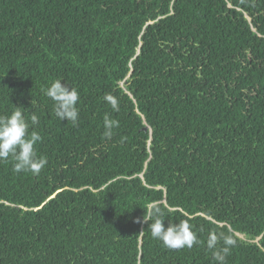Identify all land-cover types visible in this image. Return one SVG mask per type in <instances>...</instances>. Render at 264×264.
<instances>
[{
  "label": "trees",
  "instance_id": "16d2710c",
  "mask_svg": "<svg viewBox=\"0 0 264 264\" xmlns=\"http://www.w3.org/2000/svg\"><path fill=\"white\" fill-rule=\"evenodd\" d=\"M16 107L47 164L0 161V264H218L210 232L236 241L226 264H264V0H0V116ZM152 202L201 243L153 239L134 222Z\"/></svg>",
  "mask_w": 264,
  "mask_h": 264
},
{
  "label": "clouds",
  "instance_id": "9594fccd",
  "mask_svg": "<svg viewBox=\"0 0 264 264\" xmlns=\"http://www.w3.org/2000/svg\"><path fill=\"white\" fill-rule=\"evenodd\" d=\"M44 94L53 101L56 118L77 126L80 95L75 87H70L62 80L56 79L44 90ZM104 100L110 104L113 111H119V102L116 97L106 94ZM38 123L39 118L35 114L31 115L29 122L21 107H16L9 115L0 116V161L11 159L12 170L17 174L30 172L38 176L47 164L46 158L38 156L35 148L42 137L34 130L29 131L31 126L38 125ZM118 126V121L105 116L104 138L110 140L113 136V129ZM134 222L148 224L152 238L160 241L169 250L191 249L201 243L187 219L178 223L165 224L164 211L156 202L150 203L144 216L137 218ZM235 244L236 241L231 235L216 232H210L206 241L207 248L212 252L213 259L218 264H226V258Z\"/></svg>",
  "mask_w": 264,
  "mask_h": 264
},
{
  "label": "rangeland",
  "instance_id": "374dc122",
  "mask_svg": "<svg viewBox=\"0 0 264 264\" xmlns=\"http://www.w3.org/2000/svg\"><path fill=\"white\" fill-rule=\"evenodd\" d=\"M239 235V237L241 238V239H243V240H250L247 236H245V235H243V234H238ZM252 243H253V240H250Z\"/></svg>",
  "mask_w": 264,
  "mask_h": 264
}]
</instances>
